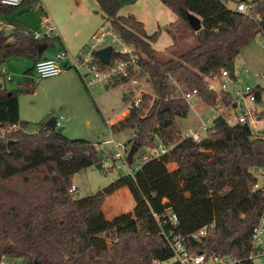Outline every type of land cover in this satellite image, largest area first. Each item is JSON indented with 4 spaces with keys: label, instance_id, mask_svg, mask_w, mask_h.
<instances>
[{
    "label": "trees",
    "instance_id": "1",
    "mask_svg": "<svg viewBox=\"0 0 264 264\" xmlns=\"http://www.w3.org/2000/svg\"><path fill=\"white\" fill-rule=\"evenodd\" d=\"M129 1L96 0L105 19L135 47L139 77L152 93L144 96L141 109L132 110L110 129L114 134L130 131L127 144L138 147V153L158 144L169 153L133 176L122 174L98 193L77 198L71 193L73 177L100 163L101 150L49 126L52 114L36 124V132H28L29 124L20 116L18 92L0 85V260L179 264L162 239L163 229L183 236L191 250L208 255L245 260L253 249L254 228L264 217V186L257 175L264 170V141L249 127L232 126L220 117L196 142L183 136L177 119L189 114L184 95L193 91L209 107L230 104L232 94L224 91L219 97L209 82L264 31V0L256 2L251 15L227 9L228 0H161L178 20L151 35L133 15L120 16ZM17 9L0 4V20ZM189 14L199 19V31L191 28ZM180 23L190 30L189 48L184 47ZM162 32L172 38L173 45L158 52L153 44ZM52 42L51 37L35 39L22 30L10 34L1 30L0 78L7 58L31 59L35 66L42 59L39 45ZM263 94L264 87L258 86V102ZM204 152H211V157ZM125 188L134 199L133 212L108 219L103 211L106 200ZM167 209L177 214V227L163 219ZM204 227L207 237L194 242L193 234Z\"/></svg>",
    "mask_w": 264,
    "mask_h": 264
},
{
    "label": "rangeland",
    "instance_id": "2",
    "mask_svg": "<svg viewBox=\"0 0 264 264\" xmlns=\"http://www.w3.org/2000/svg\"><path fill=\"white\" fill-rule=\"evenodd\" d=\"M50 1L51 3H55L56 7H61L62 4L70 0ZM136 1L125 7L122 13L128 15V9H130L128 7L135 4L133 8L140 13L144 14L151 11L160 16L162 21H167L169 19H164V14H161V12H165L172 20H177V16L163 6L161 0H139L137 4ZM231 7H234V5L231 4ZM46 12L47 14H53L50 9H46ZM14 15L17 18L15 19L17 27L28 33H32L33 30L38 28L45 16L39 7L36 11L28 12L22 18L19 13H15ZM14 15L6 16L5 20L8 22L9 18ZM179 27L181 28L183 38L186 39L184 47H191L192 37L190 30L184 23H180ZM148 28V32L152 34L154 29H150V26ZM257 39L254 38L235 60V78L222 79L221 74L209 82L219 93V97L224 93L222 89L223 84H226L225 91L232 95L238 89L246 86L252 88L258 86L264 87V49L259 45ZM168 44H173L172 39L169 35L163 34L157 43V48L164 51V48L169 46ZM3 67L7 70L13 81L9 82L6 76H3L0 78V85H3L8 91L18 92L20 116L23 121L28 122V132H36V124L52 114L51 117L60 119L61 125L56 128L62 131L66 137L73 140L82 139L89 141L100 150L106 149L113 152L114 145L111 144L112 142L126 144L130 141V131L127 130L114 134L110 128L111 124L116 123L127 115L125 111L127 102L124 100V95L126 94L125 92H130L131 84H121L118 86L100 85L88 89L74 69H70L55 78L39 80L35 75L33 61L15 56L7 58ZM139 81L142 85L141 88H144L145 91L151 94V87L145 79ZM132 89L135 88L132 87ZM191 105L193 107L191 108L189 105L190 112L187 117L177 119L179 131L183 135L196 132L199 133L200 137L205 138L206 133L202 131L204 127L203 122H205V125H208L209 122L207 121H213V117H217L220 111L215 107L207 106L198 96L193 97ZM108 122L111 124H108ZM106 142H108V145L103 144ZM149 150V148L141 149L137 158ZM110 163L115 164L118 169L115 168L111 172H106L104 170L89 168L82 170L73 177V186L78 189L77 198L83 199L92 196L109 186L120 175L126 174L120 170V162L110 160ZM257 175L259 184L263 187L264 177L259 172H257ZM134 208V199L129 190L125 188L106 200L103 211L108 219L113 220L117 216L133 212ZM262 248L264 249V235L262 237ZM253 264H264V254L257 257Z\"/></svg>",
    "mask_w": 264,
    "mask_h": 264
},
{
    "label": "built area",
    "instance_id": "3",
    "mask_svg": "<svg viewBox=\"0 0 264 264\" xmlns=\"http://www.w3.org/2000/svg\"><path fill=\"white\" fill-rule=\"evenodd\" d=\"M26 0H0V4L9 8H20ZM258 0H228L225 5L227 9L238 13L251 15L253 6ZM37 2V1H36ZM231 4L234 7H231ZM37 3L32 7L35 10ZM257 19L260 20V16L257 15ZM10 26V25H8ZM7 28L4 20H0V31ZM55 27L51 24L49 19L45 17L41 23L40 29L33 31L32 34L35 39H42L45 36L51 37L55 33ZM255 38L259 45L264 49V31L260 32ZM112 48L111 58L108 64L103 63L97 53L106 49ZM69 55L67 51L62 50L58 52L53 58H42L35 63L34 71L37 79H49L55 78L64 73L66 67L63 66L67 63ZM70 69H74L81 77L85 86L88 89L95 88L100 85L113 86L117 82H123L127 80L125 84H131L130 86L135 88L128 93L129 100L126 103L127 115L134 109H141L143 105V98L145 95H149L144 88H141L139 56L135 47L127 43L115 30L111 22L107 19L102 23L101 27L92 35L87 45L82 50L80 56L73 62ZM1 72L6 76L7 81H12L11 76L7 70L3 67ZM134 74V75H133ZM230 71L227 69L222 72L221 78H230ZM214 89V86H210ZM257 88L250 86L238 89L232 100L228 105L218 104L215 108L219 109L220 114L217 117H213V121L203 127V132L213 125L215 119L224 117L230 125H242L251 129L252 133L261 138L264 141V106L261 102H258ZM222 89L225 91L226 84L222 85ZM194 96H197V91H193L184 95L185 100L191 105V100ZM145 114L148 113V109H143ZM126 115V116H127ZM63 119V117H61ZM122 120V119H121ZM120 121V120H119ZM108 124H111L108 122ZM115 124V123H113ZM111 124V126L113 125ZM211 124V125H210ZM56 125H61L60 119H56ZM17 128L16 126L13 127ZM185 138H193L196 142H199L202 137L199 133H190L183 135ZM103 143L105 145H108ZM111 143V142H110ZM114 145V151L110 152L106 149H101L100 154L102 159L100 161L102 170L111 172L115 168V164H111L110 160L120 162V170L126 173V175H134L144 165L154 159H159L169 153V149L163 145L158 144L155 148L150 149L147 153L140 155L137 158L135 154L132 162L128 160L129 153L132 146L129 144H119L112 142ZM134 162V165L131 164ZM118 169V168H117ZM260 175L264 177V170L259 171ZM77 188L73 186L71 193L76 197ZM157 221L160 217L155 216ZM163 219L165 222L170 223L171 226L177 227L179 224V218L173 210L167 209ZM160 226L163 228L162 224ZM214 225H212V228ZM208 228L204 227L199 232L193 234L192 240L196 243L201 242L207 237ZM264 235V217L260 220L259 224L253 231V243L252 251L249 253L245 260L234 259L226 256L208 255L206 252H200L198 250H191L185 238L174 231L167 233L164 229L162 231V239L167 243L174 254V261L179 264H253L257 257L264 254L262 248V237ZM0 264H23L21 261L3 257L0 260Z\"/></svg>",
    "mask_w": 264,
    "mask_h": 264
},
{
    "label": "crops",
    "instance_id": "4",
    "mask_svg": "<svg viewBox=\"0 0 264 264\" xmlns=\"http://www.w3.org/2000/svg\"><path fill=\"white\" fill-rule=\"evenodd\" d=\"M35 1H37L36 2L37 6L35 10H33L32 7L36 3H34L33 0H26L24 4L13 13V15L15 13L16 14L19 13L22 18L24 15L28 14V12L36 11L38 7L42 9L45 15L44 18L47 17L56 30H55V33L51 35V38L55 41H53L52 44H49L48 49H46L43 52L41 57L42 58H53L58 52L62 50L67 51L69 55V59L67 63L63 64V66L66 67V70L64 71V73H66L68 70H70V66L73 64V62L76 61V59L80 56L82 50L89 42L92 35H94V33L101 27L102 23L106 19L104 15L102 14V12L100 11L99 5L96 2V0H70L69 2L65 4H62L61 7L59 6L56 7L55 3H51V1L49 2V0H35ZM135 1L136 0H131L129 2H126L123 5V8L121 9L119 14L120 16H125V17L129 15H133L138 21L144 24L145 30L148 35H151L148 32V29H149L148 26H150V29H154V32H155L158 30L159 27H165L167 25H170L171 23L177 22L178 20V17L176 21L172 20V18L168 17V15L165 12H161V14H164V17H163L164 19L166 18L169 19L167 21H162L160 16H157L155 13L151 11L149 13H144V14L140 13L139 11L135 10V8H133L135 4L128 7L130 8L128 9L129 11L128 15L123 14L122 12L124 11L125 7L133 4ZM137 1H136V4H137ZM161 4L164 6L162 2ZM46 9H50V11L53 12L52 14L53 16L50 13H49L50 15L47 14ZM5 18L6 16L4 17V22L7 25V28L4 29L6 33L10 34L13 32V30H16V29L20 31L22 30V29H19L16 25L17 21L15 19L17 18H15V15L9 18L8 22L7 20H5ZM40 27H41V24L38 28H36L33 31L40 29ZM163 34H167V33L162 32L160 38L162 37ZM160 38L155 44H153V48L156 51L164 52L167 48L173 45V44L171 45L168 44L169 46L165 47L164 51L160 50V48H157V43L159 42ZM132 90L133 89L131 87L130 91ZM125 93L128 95V92H125ZM261 103L264 106V96H262Z\"/></svg>",
    "mask_w": 264,
    "mask_h": 264
},
{
    "label": "water",
    "instance_id": "5",
    "mask_svg": "<svg viewBox=\"0 0 264 264\" xmlns=\"http://www.w3.org/2000/svg\"><path fill=\"white\" fill-rule=\"evenodd\" d=\"M188 19H189V23H190V26L191 28L197 32L201 29V23L199 21V19L192 15V14H189L188 15ZM49 45L48 44H42V45H39V54L42 55L43 52L48 49ZM111 53H112V48H106L100 52L97 53V56L99 57V59L105 63V64H108L109 61H110V58H111ZM227 69L230 71V74H231V77L233 78L235 76V61H231L227 64ZM48 125L51 126L52 128L56 129L57 125H56V118L52 117L49 121H48ZM60 131V130H59ZM62 132V131H60ZM11 143H14L13 141ZM138 153V147L136 146H132L131 148V151L129 153V156H128V160L129 162L131 163L135 154ZM204 156H207V157H211L212 153L211 152H204L203 153ZM99 159L101 160L102 159V155L100 154L99 155ZM95 169L97 170H102V165L101 163H98L95 167Z\"/></svg>",
    "mask_w": 264,
    "mask_h": 264
}]
</instances>
